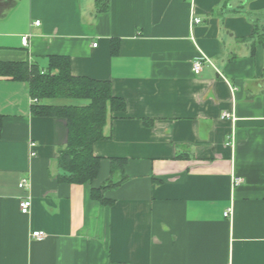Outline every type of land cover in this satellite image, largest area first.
I'll return each mask as SVG.
<instances>
[{"label": "crops", "instance_id": "1", "mask_svg": "<svg viewBox=\"0 0 264 264\" xmlns=\"http://www.w3.org/2000/svg\"><path fill=\"white\" fill-rule=\"evenodd\" d=\"M263 45L264 0H0V62L65 56L125 102L92 146L96 178L60 183L65 121L0 77V264H264ZM111 159L120 184L101 189Z\"/></svg>", "mask_w": 264, "mask_h": 264}, {"label": "trees", "instance_id": "2", "mask_svg": "<svg viewBox=\"0 0 264 264\" xmlns=\"http://www.w3.org/2000/svg\"><path fill=\"white\" fill-rule=\"evenodd\" d=\"M115 48L113 46V54ZM0 77L28 85L30 98L36 100L30 106L32 116L65 121L67 142L59 151L58 181L77 185L93 181L100 159L93 155L92 146L109 137L104 134V129L111 115L125 110L124 100L113 96L110 83L72 76L69 58L65 56L49 57L43 71L26 61L0 62ZM1 132L0 116V137ZM124 164L125 160L111 159L110 177L101 189L120 184L113 183L112 176L121 172ZM100 190H92V197L106 203Z\"/></svg>", "mask_w": 264, "mask_h": 264}, {"label": "built area", "instance_id": "3", "mask_svg": "<svg viewBox=\"0 0 264 264\" xmlns=\"http://www.w3.org/2000/svg\"><path fill=\"white\" fill-rule=\"evenodd\" d=\"M193 23H195V24L199 23V19L194 18ZM35 25L38 26L39 22H35ZM21 40H22L21 41L22 44L24 46H26L27 45V37H23ZM93 46H96V44H94ZM200 71H201V62L197 60V61L193 62V72L196 75H198L200 73ZM31 101H32V103L36 102V100H33V99ZM221 118L222 119L230 118L232 121L234 120L233 116H231L227 112H224L221 115ZM30 146H31V156H35L34 144L31 143ZM241 183H242L241 178H237V177L233 178V185L237 186ZM29 186H30L29 181L26 178H21L18 182V188L24 193L23 198L19 202V211L23 215H28L30 212V209H31V196L29 194ZM223 215L225 218H230L231 217V209H226ZM45 237H46L45 233L40 232V231L31 232V234H30V238L33 240H37V241H41Z\"/></svg>", "mask_w": 264, "mask_h": 264}]
</instances>
